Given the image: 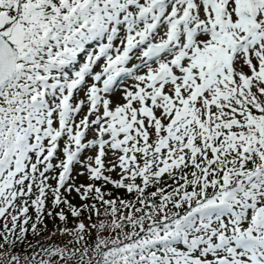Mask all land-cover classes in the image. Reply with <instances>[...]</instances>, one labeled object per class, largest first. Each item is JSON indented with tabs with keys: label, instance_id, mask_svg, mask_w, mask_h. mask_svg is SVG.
Listing matches in <instances>:
<instances>
[{
	"label": "snow or ice",
	"instance_id": "snow-or-ice-1",
	"mask_svg": "<svg viewBox=\"0 0 264 264\" xmlns=\"http://www.w3.org/2000/svg\"><path fill=\"white\" fill-rule=\"evenodd\" d=\"M0 264H264V0H0Z\"/></svg>",
	"mask_w": 264,
	"mask_h": 264
}]
</instances>
